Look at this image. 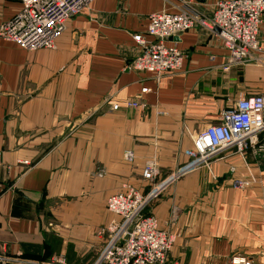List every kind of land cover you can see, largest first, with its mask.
I'll list each match as a JSON object with an SVG mask.
<instances>
[{
    "label": "crops",
    "instance_id": "obj_1",
    "mask_svg": "<svg viewBox=\"0 0 264 264\" xmlns=\"http://www.w3.org/2000/svg\"><path fill=\"white\" fill-rule=\"evenodd\" d=\"M197 0H94L73 17L54 50L0 40V257L7 264H93L107 244V199L126 186L148 192L146 162L165 177L187 161L192 138L220 122L239 98L264 95V67L231 63L215 33L194 29L173 41L183 70L157 80L126 66L133 37L161 11L210 13ZM21 0H0V27ZM259 41L264 46V22ZM145 90V91H144ZM144 103L145 110L127 108ZM118 105V110L113 109ZM162 113V114H160ZM264 160V158H263ZM234 189L237 156L191 173L147 210L177 235L169 264H264V163ZM231 168H236L234 173Z\"/></svg>",
    "mask_w": 264,
    "mask_h": 264
},
{
    "label": "built area",
    "instance_id": "obj_2",
    "mask_svg": "<svg viewBox=\"0 0 264 264\" xmlns=\"http://www.w3.org/2000/svg\"><path fill=\"white\" fill-rule=\"evenodd\" d=\"M93 1L21 0L20 10L0 27V40L16 43L29 51L54 50L68 22ZM209 5V14L193 7L151 14L146 31L133 37L138 54L126 69L151 74L157 80L180 73L185 55L173 40L194 29L216 32L231 63L254 62L264 67V46L259 41L264 0H214ZM126 106L142 111L147 108L136 101ZM119 108L113 106L115 110ZM192 140V148L185 152L187 161L163 178L154 160L146 162L143 178L151 184L148 192L126 186L107 199L106 209L112 218L100 234L107 235L108 241L93 264H169L168 256L177 235L165 230L159 219L147 214V210L191 173L204 170L216 181L214 165L223 158L237 156L244 163L245 174L233 178L232 187L239 190L255 185L257 177L246 161L247 152L252 150L264 163V95L239 98L235 107L222 112L220 122L207 126ZM236 171V168L230 169L231 173ZM56 263L66 264L63 258ZM0 264H7V260L0 257ZM232 264L250 262L237 257L232 259Z\"/></svg>",
    "mask_w": 264,
    "mask_h": 264
},
{
    "label": "water",
    "instance_id": "obj_3",
    "mask_svg": "<svg viewBox=\"0 0 264 264\" xmlns=\"http://www.w3.org/2000/svg\"><path fill=\"white\" fill-rule=\"evenodd\" d=\"M197 1H198L199 3H201V4H205L207 0H197ZM131 231H132V228L130 229L129 232H131Z\"/></svg>",
    "mask_w": 264,
    "mask_h": 264
}]
</instances>
